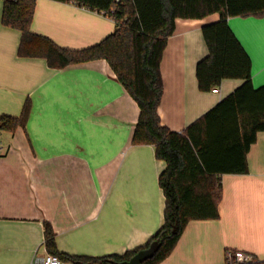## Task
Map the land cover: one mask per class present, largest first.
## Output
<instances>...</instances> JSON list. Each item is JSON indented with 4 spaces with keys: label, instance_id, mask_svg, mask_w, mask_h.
Instances as JSON below:
<instances>
[{
    "label": "crops",
    "instance_id": "obj_1",
    "mask_svg": "<svg viewBox=\"0 0 264 264\" xmlns=\"http://www.w3.org/2000/svg\"><path fill=\"white\" fill-rule=\"evenodd\" d=\"M0 0V264H30L45 251L44 222L69 256L123 254L147 242L164 221L159 175L166 162L150 144H133L140 109L106 59L53 68L43 57H21L20 31L2 24ZM219 19L176 20L160 63L161 124L182 131L215 106L242 79H223L219 91H201L196 65L208 54L202 26ZM251 58L252 83L264 86V14L228 19ZM116 24L74 1L36 0L31 31L81 49L111 34ZM248 172L222 174L219 217L193 219L158 264H225L228 250L264 260V131L247 153Z\"/></svg>",
    "mask_w": 264,
    "mask_h": 264
},
{
    "label": "trees",
    "instance_id": "obj_2",
    "mask_svg": "<svg viewBox=\"0 0 264 264\" xmlns=\"http://www.w3.org/2000/svg\"><path fill=\"white\" fill-rule=\"evenodd\" d=\"M2 1V24L21 33L19 56L43 57L53 68L106 59L140 109L132 143L153 145L156 157L166 162L159 175L165 196L164 221L145 244L123 254L69 256L58 250L53 225L45 221L46 251L75 262L124 264L138 250L157 242V251L143 264H158L171 253L190 220L218 218L221 175L248 172L247 153L257 132L264 131V86H253L251 58L228 19L264 14V0H57L103 11L115 21L111 34L81 49L60 46L31 31L36 0ZM212 13H219V19L202 26L208 54L196 65L198 87L211 91L226 78L243 82L182 131H175L162 125L158 114L163 52L178 18L201 19ZM30 110L27 99L18 117H2L1 128L24 125ZM225 264H264V260Z\"/></svg>",
    "mask_w": 264,
    "mask_h": 264
},
{
    "label": "built area",
    "instance_id": "obj_3",
    "mask_svg": "<svg viewBox=\"0 0 264 264\" xmlns=\"http://www.w3.org/2000/svg\"><path fill=\"white\" fill-rule=\"evenodd\" d=\"M116 2H119L120 0H115ZM103 14H105L103 11H101ZM109 16L111 19L112 16L105 14ZM114 20V19H113ZM215 92H218V87L213 88ZM1 123V121H0ZM3 128L0 126V155L4 154L5 152V140L3 135ZM255 257L247 252L241 251V250H228L226 252V260L228 262H236V263H244V262H251L254 261ZM30 264H112V263H84V262H75L71 260H64L60 258L57 255L51 254L49 252L45 251L42 253H36L33 257Z\"/></svg>",
    "mask_w": 264,
    "mask_h": 264
},
{
    "label": "water",
    "instance_id": "obj_4",
    "mask_svg": "<svg viewBox=\"0 0 264 264\" xmlns=\"http://www.w3.org/2000/svg\"><path fill=\"white\" fill-rule=\"evenodd\" d=\"M158 247H159V244L157 242H153L148 247L138 250L124 264H143L145 260L151 258L155 254Z\"/></svg>",
    "mask_w": 264,
    "mask_h": 264
}]
</instances>
